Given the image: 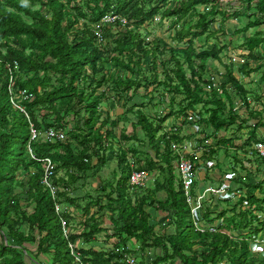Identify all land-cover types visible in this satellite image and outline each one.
Listing matches in <instances>:
<instances>
[{"label":"trees","instance_id":"16d2710c","mask_svg":"<svg viewBox=\"0 0 264 264\" xmlns=\"http://www.w3.org/2000/svg\"><path fill=\"white\" fill-rule=\"evenodd\" d=\"M222 1L238 3L239 10L231 18L258 17L249 22L248 29L264 24V0H0V264H124L117 248L131 244L140 246L139 264H264V260L259 262L251 254L248 242L264 230V178L253 181L247 176V183L241 186L245 193L239 195L233 208L215 215L207 208L204 216L194 219L175 172L179 155L170 146L183 139L178 135L171 141L165 135L157 137L161 124L170 116L183 115L186 123L191 111L199 118L196 124L213 128L214 136L236 127L238 131L250 129L247 145L264 141L257 132L264 128V108L252 109L250 92L233 71L227 68L219 89L211 79L203 77L209 59L223 64L221 51L214 47L198 53L195 39L201 41L209 31ZM199 7L207 11L201 13ZM111 12L127 19V24L119 22L116 27L124 30L121 37L115 38L113 48L98 45L92 30L94 23ZM192 13L198 17L195 24L187 20ZM160 14L162 19L186 20L175 41L189 39L188 47L164 49V45L161 50L159 39L149 42L148 33L142 34ZM247 41L243 47L251 57L255 49L264 45V33L259 31ZM163 53H168L170 59L163 60ZM157 60L161 62V73ZM110 63L114 73L107 69ZM10 72H14L16 80L12 93ZM105 86L113 93L110 98L116 97L124 106L139 89L150 86H155L156 95L164 88L171 105L175 101L177 114L171 110L158 125L141 110L135 113L133 108L127 109L126 113L137 116L134 127L140 130L130 135L122 133L121 140L138 144L142 143L139 135H143L145 147H150L143 148L145 160L135 147L118 150L111 142L118 121H110L109 115L101 121L99 109L108 95ZM22 91L27 93V99L19 98ZM167 94L161 98L165 100ZM14 95L27 114L14 107ZM254 100L260 102L259 97ZM239 102L238 110L235 106ZM52 115L55 118L47 124L45 121ZM31 127L41 132L62 128L68 131V139L31 141ZM227 141L232 143V138ZM109 151L115 156L117 169L102 178L100 172L109 163ZM216 153L213 149L204 154V159H213ZM129 154L136 160L138 170L152 175L157 172L149 188H130ZM47 158L55 166L54 182L62 189V203L74 210L73 216H68L72 232L69 239L63 236L54 202L42 183L47 166L42 160ZM89 175L100 179L98 195L72 196ZM234 181L239 183L238 177ZM83 199L88 202L82 203ZM244 204L246 208L238 212V205ZM149 209L173 212L171 222L162 225L164 233L156 232ZM77 211L85 217L78 234L73 230ZM106 211L109 215L104 214ZM219 220L221 223L215 224ZM104 234L121 242L109 250L90 245ZM69 244L77 247L78 256L71 252ZM133 251L136 249L127 250Z\"/></svg>","mask_w":264,"mask_h":264},{"label":"rangeland","instance_id":"374dc122","mask_svg":"<svg viewBox=\"0 0 264 264\" xmlns=\"http://www.w3.org/2000/svg\"><path fill=\"white\" fill-rule=\"evenodd\" d=\"M256 2V1H254ZM238 4V3H237ZM232 2L229 4L227 1H222L218 7L219 14H217L214 18V23L210 26L209 31L203 36L204 39L197 40L195 39V48L196 51L202 52L203 50H211L214 47L217 48H224V53L227 50V54H221V61L223 62L225 58H223V55L227 56L231 62L232 56H235L237 59V62L233 63V74L238 78V80L244 85V87L249 90V97H250V104L252 106V109H255L257 111H261L264 108V45H261L258 49H255L251 55V57H248L249 50L244 48V44H246L248 41L252 39L253 37H256L258 32L261 31L264 33V24L262 23L261 26H255L248 29L247 25L249 22H254V20H257L258 17L253 15L252 19L247 18L246 15L243 17H240L238 19L231 18L233 16V12L235 10H239V6ZM172 5H175L172 3ZM37 7H39L38 4H36ZM211 6L209 7V9ZM165 8L164 10H166ZM199 11L201 13H204L207 11L204 7H199ZM225 11V12H224ZM163 12V11H162ZM222 14V16L220 15ZM246 16V17H245ZM230 18V19H229ZM225 19V20H224ZM192 24H195L198 20V17L192 13V17L190 19H187ZM186 20H176L171 17H166L162 19V14L158 15L156 18H154L152 24H150V30L152 32H149V28H144L142 34H146V32L149 35L147 36V39L149 42H153L157 39H159L162 43L164 39H170L167 44H169V49L174 48H186L188 47L189 39L184 40L183 42H177L173 41L171 36L176 35L178 31L181 30L182 25L185 23ZM247 27V30H246ZM123 27L122 28H113L111 27V30L107 31L108 38L106 40L107 47L113 48L115 46V38L121 37V34L123 33ZM121 32V33H120ZM235 35H238L237 43L239 45L238 50L232 48V41L236 40ZM146 38V37H145ZM164 38V39H163ZM228 47L229 50H228ZM164 48V47H162ZM166 49V48H164ZM240 49V50H239ZM223 51V50H222ZM222 53V52H221ZM161 57V55H160ZM226 57V58H227ZM250 58L249 62L246 58ZM150 63V61L148 60ZM212 62H215V60L209 59L206 63V66H209V68L212 67ZM209 64V65H208ZM246 66L249 70L248 72H243V75L241 74L242 67ZM258 67L260 69H258ZM107 69L110 70L111 73H114V67L113 64L110 63L107 65ZM147 69V67H146ZM207 70V69H206ZM159 72H162V69H158ZM206 74V76H204ZM203 75L205 80H210L214 82V84L218 85L220 88V85L222 83V80L219 82V78H215L213 81L212 75L207 74V71ZM146 75H150L149 72L146 70ZM209 88L205 86V90ZM217 88V89H219ZM230 88V92H233L236 94V92L233 90V87ZM104 90L107 91L108 95L107 98L102 100V105L99 109L101 114H103L101 121L104 119H107L108 117V111L112 112V115L109 116L110 121H118L117 126L113 129L114 132V139L111 140V142L114 144L115 149L121 148L125 149L130 147H135L136 149L140 150L145 147V137L143 135H139L140 139L142 138V143L139 142L138 144L133 142H125L121 140V134H132V131L140 130V127H134V125L137 123V116L135 115L136 112L141 110L145 113L146 116H148V119L150 122H152L155 125H158L160 123L163 116L166 115V113L170 112L171 110L174 111L173 114H177L178 107L174 106V102L167 101V98L170 99V95H168L166 90L160 89L159 95L157 94L156 97H161L164 94H167L165 97V100H155L157 101L155 104L153 103V100L146 99L139 100L136 99L137 102L144 105L142 108H135L132 105L127 104V106H124L121 102L118 101V99L115 97V100L111 99L110 97H114L113 93H111L107 86L103 87ZM152 97V95H151ZM259 97L260 102L255 101L254 98ZM137 98V97H136ZM133 102V101H132ZM135 102V101H134ZM115 104V105H114ZM240 102L236 104V108L240 109ZM238 106V107H237ZM133 108V111L135 113H126L127 109ZM173 107V108H172ZM201 106L198 107V110H201ZM129 112V111H128ZM190 112V111H189ZM242 112L245 114V116L248 115L246 112V109L243 107ZM194 121L191 122H184L183 115H176L173 116L174 120L179 122H175L176 124L172 125L173 123H170L173 118L167 119L166 123L161 124V130L157 137H161L164 135L171 136V139L179 134V130H188L189 134L188 136H180V138L183 139V141H180L178 144H182L187 142L190 146H195L200 142H204L206 140L210 141V144L208 148H210V151L205 154H210L211 151L214 149L218 151L216 153L215 157L213 159H204L202 156V165L199 175V180L197 182V186L195 187L196 195L202 196L201 200L203 201L202 204V215H198L197 218H201V216H204L206 209L209 208V210L213 213V215L218 214L222 210H225L227 208H233L235 204L238 203L239 195L242 193H245V189L241 190V186L244 183H247V176L252 179L253 181H261L264 178V164L262 162V159L260 156L257 155V153L254 150V143L251 145H247L246 139L248 138V132L250 129H243L242 131H238L236 127L231 130L222 131L216 134L214 136V130L210 127H199L197 122H199V118L194 114ZM55 118L54 115L50 116L45 122L47 124L52 123L53 119ZM121 118V119H120ZM170 120V121H169ZM196 121V122H195ZM170 123V125H169ZM110 125V124H109ZM251 125V123H249ZM99 126V124H98ZM166 126H171L170 129L166 130ZM109 127V126H108ZM110 128V127H109ZM204 131V132H203ZM258 135L260 139H264V128L260 127L258 130ZM232 138V143L230 141L225 142L227 139ZM177 143V142H174ZM129 146V147H128ZM165 144L162 143L161 150L164 149ZM238 146V147H237ZM112 151H109L107 153V158L109 160V163L104 166V169H102L103 174H109L112 172L113 168L116 167V160L115 156L110 153ZM129 156H132L129 154ZM142 157V156H141ZM133 160V159H132ZM137 166V164H136ZM100 172V173H101ZM251 172V173H250ZM156 171L151 175V178L145 188H149L153 185L154 179L157 178ZM238 177V182L234 181ZM21 179L26 180V176L21 175ZM99 177H92V175H89L87 178H85V183L82 186H85L84 189H82L83 193L89 192L92 196H95L96 193L93 191V189L98 186L96 185V182ZM160 177L158 176V179ZM94 182V183H93ZM243 182V183H242ZM94 184L92 186L91 184ZM98 183V182H97ZM81 191H77L74 196L80 197L83 194ZM88 200L83 199L82 203H87ZM196 204V203H195ZM195 204H193L191 209L195 208ZM246 204L244 205H238L237 211L243 210L246 208ZM96 208L92 209V212L95 211ZM152 211V209H149V211ZM150 211V214H152L154 217L153 222H155V230L156 232H159L160 234L164 233L165 231L162 229V225L164 223H169L172 220L173 212L167 211V212H157V211ZM195 211V210H194ZM216 212V213H215ZM82 212H79V214L76 216V221L73 225H75V228L73 230H80L82 228V222L85 220L83 218L80 220ZM104 214L109 215V213L106 211ZM230 216V213L228 214ZM196 218V216L194 215ZM211 216L210 218H212ZM258 217L262 219V215L259 214ZM196 218V219H197ZM221 223L220 220L216 221L215 224ZM107 224L109 225V221L107 220ZM198 224V221H197ZM257 224V222H255ZM205 225V219L204 223ZM235 234H238V232H235ZM264 230H261L259 235H263ZM258 235V236H259ZM116 241V238L111 243L114 245ZM249 244L251 247V250L253 249L252 245V238L249 240ZM82 246V245H80ZM97 247H100L99 245H96ZM110 245H108V250L111 248ZM134 248L136 251L133 253H136V257L138 261H141V256L139 253L140 246L139 244H131L129 245V249ZM147 256L149 254V251L145 253ZM251 254L254 255L258 261L264 260V253H258L251 251ZM135 255V254H134ZM139 256V257H138ZM144 256V257H145ZM150 256V255H149ZM148 256V257H149Z\"/></svg>","mask_w":264,"mask_h":264},{"label":"built area","instance_id":"2783aa9c","mask_svg":"<svg viewBox=\"0 0 264 264\" xmlns=\"http://www.w3.org/2000/svg\"><path fill=\"white\" fill-rule=\"evenodd\" d=\"M121 23V25L127 24V19L119 14L116 13H109L107 16H105L101 21L94 23L92 25V30L95 36V39L97 41L98 45H104L106 44L107 37H105V32L107 29H110L111 27L116 28L118 26V23ZM232 62H237L236 58H232ZM15 67L18 66L17 62H14ZM14 72H10V91L11 93L14 90L15 86V77L13 76ZM17 96L14 95L11 99L12 104L16 109L21 110L22 112L26 113L25 107L22 106L19 103V100H17ZM20 99H27L28 95L25 91H22ZM27 114V113H26ZM194 113L191 111L188 112L187 122L193 123L194 121ZM68 139V131L64 130L62 128H49L45 130L44 132L35 130L33 127H31V141H50V142H63L67 141ZM165 139L171 141V136L165 135ZM210 144L209 140H206L202 143H198L195 146H190L187 142L178 144L171 142L170 146L171 149L178 153L179 159L175 163V172L178 176L181 184L183 193L186 199V202L191 209L193 204H195V208L191 209V213L194 219L200 215V210L202 208L203 201L201 200L202 196L196 195L195 192V184L199 180L201 165H202V156H204L205 153L210 151V148H208ZM254 150L257 153L258 156L261 158H264V141H258L254 144ZM29 152L32 155V150L29 148ZM33 156V155H32ZM34 158V156H33ZM47 164L45 175L42 180L43 185L45 188L49 191L50 196L54 202V208L56 214L59 216V220L61 222V228L63 236L66 239H69L71 236V228L69 226V219L68 216H73V208L63 204L61 201V198L59 196V193H61L62 189L57 186L54 182V173H55V166L53 162L50 159H44L42 160ZM132 171L129 175V186L131 189L135 188H145L151 178V173H149L146 170H138L136 168V162L134 160L130 161ZM195 210V211H194ZM196 216V218L194 217ZM199 218H197L198 220ZM254 235L252 238V245L253 249L251 251L258 252V253H264V234L263 235ZM251 238L249 240H251ZM248 240V242H249ZM121 242V240L115 241L114 246L118 245ZM113 246V247H114ZM69 247L71 249V252L75 254V256H78L77 247L74 244H69ZM112 247V248H113ZM117 252L123 254V262L124 264H139V261L137 260V257L133 253L127 252L129 249L125 246H118ZM251 248V247H250ZM77 260H79L77 258Z\"/></svg>","mask_w":264,"mask_h":264},{"label":"crops","instance_id":"0c3cea01","mask_svg":"<svg viewBox=\"0 0 264 264\" xmlns=\"http://www.w3.org/2000/svg\"><path fill=\"white\" fill-rule=\"evenodd\" d=\"M149 28V27H148ZM149 30V32L151 33L152 32V30H150V28L148 29ZM149 35V34H148ZM175 36L176 35H173V36H171V38H172V40L173 41H175ZM235 37H236V40L235 41H232V47L230 48V47H228V50H229V48L230 49H232V48H234V49H236V50H238V47H239V45H238V43H237V39H238V35H235ZM164 39V38H163ZM204 39V38H203ZM167 43L169 42V40L170 39H164ZM163 40V43H161V46L162 47H164V45H165V48L166 49H169V44H167L165 41ZM179 48H182V47H179ZM161 50H163V48H161ZM223 50V51H222ZM224 48H220V51L222 52V53H220V57H221V54H225L226 52H227V50L225 51V53H224ZM240 50V49H239ZM227 54V53H226ZM162 57V59L163 60H165L166 58H167V60H169L170 59V56H168V53H163V55L161 56ZM227 56L225 55H223V58H225V60L223 61V64L222 63H220V62H218V61H215V62H212V67L211 68H209V66H208V68H207V74H209V75H212L213 77H212V79H213V81L215 80V78L217 79V78H219V82L222 80V82L224 81V76H225V74H226V71H227V68H229L230 70H232L233 72H234V70H233V67H228V66H230V64H231V62H230V60H229V58L227 57ZM233 57V56H232ZM153 58H151V60H152ZM247 60H248V62H249V58L247 57L246 58ZM251 62V61H250ZM249 62V63H250ZM156 64L158 65V67H159V69H161L160 68V64H161V62L159 61V60H157L156 61ZM209 65V64H208ZM247 70H249L248 69V67L247 68H245V69H242L241 70V74L243 75V72L245 71V72H248ZM159 73H161V72H159ZM128 77H130L129 75H128ZM149 77L151 78L152 77V74L150 73V75H149ZM237 78V77H236ZM238 79V78H237ZM214 83V82H213ZM208 87V86H207ZM214 87L217 89V88H219L218 87V85H216V84H214ZM154 88H155V86H150L148 89H145V88H141V89H139L138 91H137V93H135V95L133 96V99L131 100V102L129 103V105H132L133 107H134V109L136 108V107H138V108H140L139 106H142L143 104H142V102L141 103H139V102H137L136 101V99H139V100H143L144 98H145V100L146 99H150V100H153V103L155 104L157 101H155L156 99L157 100H162V98L160 99V97H156V94L154 93ZM207 91H208V88L206 89ZM205 90V91H206ZM151 95L153 96V97H151ZM155 95V96H154ZM233 96H235V94L233 93ZM137 97V98H136ZM133 101V102H132ZM135 101V102H134ZM167 101H169V99L167 98ZM178 102H177V104H179V101H180V99L179 100H177ZM175 102V101H174ZM102 105V104H101ZM132 108V107H131ZM171 112V111H170ZM108 113V115L109 116H111L112 115V112L111 111H108L107 112ZM169 113V112H168ZM168 113H166V115L168 114ZM164 117V116H163ZM171 118H173V116H170V119ZM160 119H162V118H160ZM168 121V120H167ZM166 121V122H167ZM170 121V120H169ZM165 122V123H166ZM175 122H179V120L178 121H176V120H174V118H173V120H171L170 121V123H173L172 125H174V124H176ZM164 123V124H165ZM170 123H169V125H170ZM171 128V126H166V129H165V131L166 130H168V129H170ZM179 130V134H180V136H188V134H189V131L188 130H182V131H180L181 129H178ZM161 135V137H162V134H160ZM129 147V146H128ZM131 148V147H130ZM146 148V150H149V146H148V144H147V146L145 147ZM127 149V148H126ZM143 148L142 149H140V150H138L139 151V153H140V156H143L142 154H143ZM161 151H163V150H161ZM153 154V153H152ZM128 157H129V160L131 161L132 159L134 160V161H136L133 157H131V156H129L128 155ZM141 158V157H140ZM141 159H143V160H145L146 158L145 157H142ZM117 169V161H116V167H114L113 168V170H116ZM112 170V171H113ZM100 175H101V177L102 178H106L107 176V174H103L102 172L100 173ZM86 181H82V183H85ZM98 182V183H97ZM97 182H96V185H98V186H96L94 189H93V191L96 193V195L95 196H97L98 194H97V191H96V189H98L99 188V186H100V179L98 178V180H97ZM94 183V182H93ZM91 184L92 186H94V184ZM84 187L85 186H81L78 190H76V191H74L73 193H72V196H74V194L77 192V191H81L82 193H83V191H82V189H84ZM87 194H90L89 192H85L84 191V193L82 194V196H80V197H83V196H85V195H87ZM75 197V196H74ZM86 200H88V199H86ZM88 202V201H87ZM151 211V210H150ZM149 211V212H150ZM152 211H155V210H153L152 209ZM151 211V212H152ZM94 212V211H93ZM109 213V212H108ZM79 214V212L77 211V215ZM81 215V218H80V220H82L83 218H85V217H83V215L82 214H80ZM152 217H154V216H152ZM81 231H82V228L80 229V230H76L75 232H77V234L78 233H81ZM110 233V232H109ZM114 240V238H112V239H108V236H107V234H104V235H101V236H99L94 242H92L90 245L92 246V247H94L95 249H99V250H108V245H110V247H111V243H112V241ZM115 244V243H114ZM96 245H99L100 247H97ZM112 246H114L113 244H112ZM112 248V247H111Z\"/></svg>","mask_w":264,"mask_h":264}]
</instances>
